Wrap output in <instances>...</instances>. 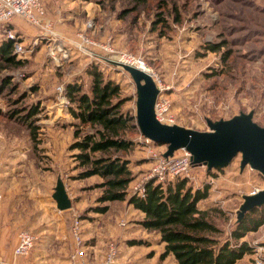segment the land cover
Returning a JSON list of instances; mask_svg holds the SVG:
<instances>
[{"label":"rangeland","instance_id":"obj_1","mask_svg":"<svg viewBox=\"0 0 264 264\" xmlns=\"http://www.w3.org/2000/svg\"><path fill=\"white\" fill-rule=\"evenodd\" d=\"M80 1L86 2L84 7L87 3H92L91 8L95 4L101 5L104 12L92 14L80 6L75 12L63 13V22L57 26L47 17L53 24V35L50 36H44L38 28L21 21L28 39L26 42L19 39V42L31 53L19 58L26 61L22 68H5L0 71V79L11 77L17 87L12 94L0 93L1 112L20 106L39 107L35 119V125L39 127L38 153L34 151L33 142L24 128L20 129L8 122L9 119L0 120V123H3L2 129L7 136L10 133L12 136L28 137L31 161L35 159L42 171H45V200L49 214V209L53 210L55 207L52 195L57 179L61 175L63 183L71 185L69 176L76 174L70 172L72 160L68 150L74 142L76 121L69 113L73 107L70 102L65 106L57 100L55 88L59 84L66 86L76 78H81V84L85 88L89 78L83 70L87 68L90 59L99 62L76 51L74 43L80 32L98 43L108 42L117 54H130L143 59L156 72L159 84L166 88L165 96L170 101L177 126L206 132L209 130L207 121H227L240 114L254 112L253 122L264 127V0H173L180 7L184 20L180 25H170L163 36L150 31L153 16L149 9L152 4L139 7V17L132 24L133 14L120 20L118 18V11L130 6V3L121 0ZM220 42H226L227 45L219 52L207 50V44ZM51 47L60 50V56L65 52L67 59L60 64L53 62L48 54ZM226 52L230 53V58L223 64L221 56ZM99 63L104 77L120 87L121 97L129 99L123 109L136 116L137 93L131 76L121 68ZM18 94L26 96L21 100L19 97L20 103L15 106L12 102L17 100ZM140 136L139 132L138 135H130L135 147L126 156L134 174L130 194L135 186L144 182L153 162L166 152V146L153 143L146 145L142 143ZM205 170L202 167L193 169L194 180L190 182L194 188L209 185L211 203L203 202L201 206L206 208L204 206L210 204V209L221 211V215L215 216L213 222L223 230L220 239L230 237L243 202L242 196L257 188L262 191L264 178L249 167L241 170L240 155L223 171L215 172V177L207 176ZM93 180L90 188L98 181ZM80 184L76 182L75 186ZM88 194L85 198L87 201L79 205L82 207H76L77 200L73 202V207L81 215L86 209L95 206L100 190L92 189ZM64 212L58 231L60 249L55 254V262L58 264H68L72 253L73 241L70 242L69 234L71 220L64 216L68 214ZM89 218L91 219L82 221L85 249L93 247L89 245L91 237L88 238L93 232L90 231L92 226L96 228L101 241L91 255L92 260L89 257L93 264L101 261L109 242L118 245V262L121 263L117 264H176L172 257L159 259L163 245L159 243L157 235L144 230L137 223L138 214L129 204H112L104 216L95 217L94 213H89ZM93 222L95 225H92ZM120 222H125L126 226H120ZM84 230H89L86 237ZM241 242L250 247L251 254L244 256L236 264H256L261 259L264 264V224L257 231L248 233Z\"/></svg>","mask_w":264,"mask_h":264},{"label":"trees","instance_id":"obj_2","mask_svg":"<svg viewBox=\"0 0 264 264\" xmlns=\"http://www.w3.org/2000/svg\"><path fill=\"white\" fill-rule=\"evenodd\" d=\"M121 1L130 3V6L118 11V18L120 20L133 14L132 24L139 17V7L152 4L149 9L153 16L150 20V31L160 36L164 35L170 25H180L184 20L179 11L180 7L173 0ZM226 45V42L210 43L206 48L216 53ZM229 58L230 53H223L221 62L226 64ZM89 61L87 68L83 70L89 78L88 85L84 88L81 78H76L66 85V96L73 107L69 113L76 121L74 142L68 149L72 160L70 172L76 174L69 176V179H97L93 188L89 189L100 190L95 206L88 208L81 215V220H90L89 213L105 215L109 211L110 203L126 201L143 214L138 224L158 236L159 243L164 248L160 260L172 257L176 264H236L244 256L251 254L250 247L241 240L264 224V205L245 213L243 219L236 222L230 237L220 239L223 230L213 220L215 216L221 215V211L201 206V203L210 197L209 185L194 188L185 178L163 184L150 180L145 183L144 198L130 194L134 174L126 156L135 147L130 135H138L139 132L136 131V117L123 109L129 99L121 97L120 87L104 77L100 70L101 64L91 59ZM25 64V60L19 59L13 53L12 40L0 41V71L5 68H22ZM16 89L11 77L0 79V93L12 94ZM25 96L18 94V101L12 103L18 105ZM38 113L39 107L34 105L16 107L7 112L0 111V120L9 119L8 122L27 131L36 153L40 151L39 127L35 125ZM201 166L205 165H194L191 162V172ZM223 169L206 168L205 172L207 176L215 177L214 173ZM59 178L63 181V176L60 175Z\"/></svg>","mask_w":264,"mask_h":264},{"label":"crops","instance_id":"obj_3","mask_svg":"<svg viewBox=\"0 0 264 264\" xmlns=\"http://www.w3.org/2000/svg\"><path fill=\"white\" fill-rule=\"evenodd\" d=\"M42 2L46 8L47 17L51 18L55 26L63 22V13L75 12L77 10L76 8L80 6L88 9L92 14L104 12V9L102 11L100 8L101 5L95 4L91 8L92 3H87V6L84 7L83 5L86 2L80 0H59V2H55V0H42ZM71 16L73 17V15ZM21 21L23 20L20 18H14L9 24V28L18 34L22 42H26L28 38L24 34L25 32L21 26ZM3 39L4 37L0 35V41ZM2 127L3 123H0V260L3 264H58L55 262V254H58L60 249L61 242H59L60 237L58 231L60 230L59 222L63 212L58 211L56 205L53 210L49 209L50 214L47 211L48 208L45 200V188H47L45 171H42L35 159L31 161L29 146H27L29 145L28 137L12 136L10 133L7 136ZM175 153L178 154V152ZM92 181L94 180L87 179L83 181H72L71 185L64 184L72 202L71 209L67 210V212L65 211L64 213L68 214H64V216H68L71 219L72 211L78 212L73 207L75 200L78 201L76 207H82L79 206L80 203L82 202L84 204L87 201L85 198L88 197L89 191L92 190L89 189ZM76 182H80V186H75ZM208 200L204 202L211 203ZM116 203L118 202L110 203L109 208L112 204ZM209 206L210 204H206L204 207L207 208ZM134 211L138 214V223L143 218V214L135 209ZM47 215L49 217L48 219ZM94 216L102 217L104 215L94 214ZM92 225H95V223L93 222ZM92 227L90 231L93 232L89 236L87 235L89 239L91 237L89 245L93 246L91 249L90 247L86 248L88 258H91L95 248L101 243L96 228L94 226ZM24 230L35 234L37 241L29 255L16 257L14 256V249L18 243V234ZM87 232L89 230H84V236ZM71 246L72 252L73 243ZM91 260L90 264H93ZM117 263L121 262L117 260Z\"/></svg>","mask_w":264,"mask_h":264},{"label":"built area","instance_id":"obj_4","mask_svg":"<svg viewBox=\"0 0 264 264\" xmlns=\"http://www.w3.org/2000/svg\"><path fill=\"white\" fill-rule=\"evenodd\" d=\"M14 18H20L31 26L38 28L42 31L44 36L53 35V24L47 18L46 8L42 0H0V35L4 36L5 39L13 41V53L18 58H24L25 55L31 53V51H26L25 47L22 46V43L19 42V36L13 30L8 28V25ZM74 47L79 54L86 56V58H93L94 60L101 63L103 62L108 66H116L122 70L123 66L134 68L149 76L158 90L154 103V116L156 121L166 126L176 125V119L172 113L170 101L165 96L166 88L159 84L156 72H154V70L151 69L143 59L130 54H117L108 42L98 43L83 32H80L77 35V41L74 43ZM60 52V50H55L53 47L48 50L50 58L57 64L62 63V61L68 57L65 52L60 56ZM55 91L57 100L65 106L68 105L69 100L66 96V86L64 84H59L55 88ZM140 138L142 139V143L146 145L152 143L150 140L145 139L142 136H140ZM177 152L178 154L174 153L170 157H164V155L159 156L153 162L144 182L133 188L132 195L144 198L145 183L150 180L161 184L178 178H185L189 181H193L194 177L191 172V154L184 149ZM201 167L206 169V166ZM249 169L254 171L250 167ZM260 191L261 189L257 188L244 196H255ZM244 196H242V199ZM120 226L125 227L126 223L120 222ZM69 234L73 241V250L68 259V264H90L82 237L81 215L76 211H72L71 214ZM36 241L37 237L32 232L27 230L21 231L18 234V243L14 249V256L22 257L29 255ZM118 255V245L109 242L106 246V252L98 264H117ZM262 263V259L256 261V264ZM0 264H3L1 260Z\"/></svg>","mask_w":264,"mask_h":264},{"label":"water","instance_id":"obj_5","mask_svg":"<svg viewBox=\"0 0 264 264\" xmlns=\"http://www.w3.org/2000/svg\"><path fill=\"white\" fill-rule=\"evenodd\" d=\"M134 83L137 93L136 125L140 135L152 143L166 146L164 157L184 149L192 156L194 165H205L208 170L227 167L240 155V169L250 167L264 178V127L253 122V114H240L227 121H207L208 131L199 132L180 126L158 123L154 103L158 94L149 76L130 67H122ZM52 199L56 209H71L72 202L63 181L58 178ZM237 213V221L255 207L264 205V189L255 196H244Z\"/></svg>","mask_w":264,"mask_h":264}]
</instances>
